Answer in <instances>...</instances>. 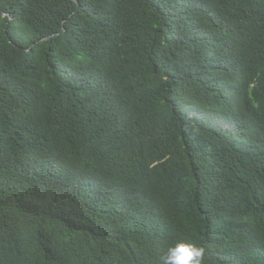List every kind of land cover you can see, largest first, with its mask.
<instances>
[{
	"label": "trees",
	"instance_id": "16d2710c",
	"mask_svg": "<svg viewBox=\"0 0 264 264\" xmlns=\"http://www.w3.org/2000/svg\"><path fill=\"white\" fill-rule=\"evenodd\" d=\"M179 241L264 264V0H0V264Z\"/></svg>",
	"mask_w": 264,
	"mask_h": 264
},
{
	"label": "clouds",
	"instance_id": "9594fccd",
	"mask_svg": "<svg viewBox=\"0 0 264 264\" xmlns=\"http://www.w3.org/2000/svg\"><path fill=\"white\" fill-rule=\"evenodd\" d=\"M204 249L192 242L179 241L167 248L163 264H203Z\"/></svg>",
	"mask_w": 264,
	"mask_h": 264
},
{
	"label": "bare ground",
	"instance_id": "6f19581e",
	"mask_svg": "<svg viewBox=\"0 0 264 264\" xmlns=\"http://www.w3.org/2000/svg\"><path fill=\"white\" fill-rule=\"evenodd\" d=\"M62 65V64H61Z\"/></svg>",
	"mask_w": 264,
	"mask_h": 264
}]
</instances>
